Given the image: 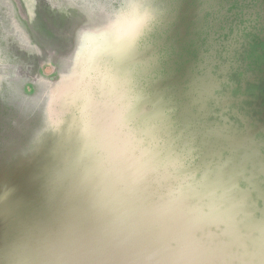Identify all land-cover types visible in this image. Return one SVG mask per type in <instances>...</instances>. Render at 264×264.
I'll use <instances>...</instances> for the list:
<instances>
[{"label":"rangeland","instance_id":"obj_1","mask_svg":"<svg viewBox=\"0 0 264 264\" xmlns=\"http://www.w3.org/2000/svg\"><path fill=\"white\" fill-rule=\"evenodd\" d=\"M165 4L0 0L6 31L0 45V264H19L14 248L27 218L65 207L66 192L57 184L76 158L64 156L88 142L117 146L145 183L132 193L166 198L174 211L184 208L187 217H174L188 228L182 229L186 237L204 245L208 260L200 264H264V107L242 109L236 93L209 98L216 88L199 77L197 61L177 65L153 52L160 42L149 37L170 20ZM23 29L32 50L15 42ZM169 32L163 29L162 38ZM133 60L149 76L143 92L129 96L130 85L125 96L114 93L94 128L75 122L71 106L83 87L116 92L123 81L127 88L122 67ZM132 101L144 105L142 113ZM110 122L115 130L107 128ZM97 129L100 134L92 132ZM86 130L90 139L83 138ZM124 180L120 191L127 192L133 184Z\"/></svg>","mask_w":264,"mask_h":264},{"label":"trees","instance_id":"obj_2","mask_svg":"<svg viewBox=\"0 0 264 264\" xmlns=\"http://www.w3.org/2000/svg\"><path fill=\"white\" fill-rule=\"evenodd\" d=\"M165 3L168 16L165 21L169 18L170 20L162 23L160 27L155 26L159 31L149 37L153 44L154 41L160 42V48L155 45L153 52L157 54L162 51L163 57L177 65L186 63V60L191 64L197 61L201 65L202 74L199 77H208L216 88L206 94L209 98L215 94L217 96V93L218 95L224 93L226 96L229 93L231 95L236 93L237 97H240L236 105L239 104L240 108L249 107L255 113L263 109L264 0H165ZM171 21L172 24H169ZM4 24L0 19L1 47L6 33L3 30ZM22 28L25 27L22 25ZM163 29L170 32L162 38ZM26 31V29L20 31L21 37L16 38L15 42L21 45L23 43L32 50L33 45L31 41L28 43ZM176 43L179 45L178 52L173 54V45ZM143 66L144 64L136 61L123 65L122 72L129 86L127 88L123 86L122 81V84L120 83L122 88L119 89L116 85V92L114 87L108 86L101 90L99 88L94 90L92 86L83 87L78 103L72 102L74 121L82 120L83 128H94L92 125L98 123L109 109L104 102L114 93L117 96H125L130 91V85H133V92L130 91L129 96L132 93L136 95V91L143 92L141 87L149 77L143 73L144 70L140 71ZM172 69L176 71L175 66ZM125 88L127 92L124 91ZM95 93L98 95L97 98ZM131 105L132 109L139 113L143 112L144 105H137L133 101ZM96 107L102 111L99 115L95 113ZM66 117L64 116L65 119ZM109 127L108 125L107 128ZM95 133L100 134V131L97 129ZM131 141L130 143L134 144L135 141ZM109 144L79 150L82 153L77 155L78 164L75 160L73 166L67 169L70 170L69 175L63 174V178L57 184L65 192H71L65 197L66 208H51L46 212L32 214L31 220L27 218L28 222L23 228L25 234L18 240L19 245L14 248L19 252L18 263L100 264L101 260L106 262L107 259H103L101 254H105L106 249L101 246V242L108 239L112 247L120 244L118 252L115 247V254H125L131 246L126 244V241L130 242L136 228L121 226L123 225L121 222L129 221L128 223L133 225L135 222H141L143 217L148 219L153 229L157 226L161 228L157 237L145 245L144 254L140 258L141 264H200L202 262L200 260H208L203 259L207 252L204 245L197 242L195 237L191 239L183 237L177 253H172L173 241L177 237L172 233L186 228H182L183 222L182 224L179 222V215L174 217V214L185 212L184 208L178 207L174 211L171 202L165 201L166 198H152L144 196L143 193H132V190L137 189V184L141 188L145 183L140 179V175H135L127 160L120 159L117 146L109 147ZM157 159L158 163L164 161L163 158ZM124 161L126 163L122 164ZM124 178L133 184V188L127 192L120 191V187L125 184ZM184 217H187V213ZM49 221L55 223L51 225ZM82 230L93 236L85 246L78 242ZM165 240L166 252L159 254L154 246L159 242L164 243ZM72 245L75 247L71 249ZM80 247L86 250L85 259L80 256L84 253ZM110 264H116V257Z\"/></svg>","mask_w":264,"mask_h":264},{"label":"water","instance_id":"obj_3","mask_svg":"<svg viewBox=\"0 0 264 264\" xmlns=\"http://www.w3.org/2000/svg\"><path fill=\"white\" fill-rule=\"evenodd\" d=\"M109 126H111V122H110ZM92 132H95V131H92ZM84 133H86V134L83 136V138L90 139L89 134H88V130L84 131ZM79 144H81V145H78L77 147H73L64 156V157L69 158L70 153H72V154L75 153V158H76L77 164H78L77 154H78L79 150H82V149L88 148V147L100 146L98 144H93L90 142L79 143ZM71 150H73V151H71ZM76 151H78V152H76ZM76 193H77V195L79 194V192H76ZM69 194H71V192H68V193L66 192L67 197ZM65 206H66V203H65ZM57 208L63 209L64 206H57ZM143 219H144V217H143ZM143 219L141 220V222H139V221L135 222L133 225H130V223H128L129 221H125V222L122 221L121 222V224H123L121 226H125V227L127 226V228L132 226L133 228H136V232H135L134 236L130 237V242H129V240L126 241V244L131 245V246H130V248H128V251L125 254H120V255L117 253L115 254V247H116V252H118L119 251L118 246L120 247V244L112 247L108 239H104L101 242V246H103L106 249L105 254H103V253H101V254L103 255V259H105V260L107 259L106 262L103 261L101 264H105V263L110 264V262L115 261V257H116V264H123L124 259L126 260L127 258H129L128 256H130V255H136V256H133L134 261H132L131 264H141L140 258L142 257V254H144L145 247L147 246V243H149L155 237H157L156 235H158L160 233L158 231H160V228H161V227L159 228V226H157L156 228L154 227V229H153V227H151V225L149 224L148 219H144V220ZM126 222H127V224H124ZM53 223H55V222H53ZM51 225H53V224H51ZM79 225H77V226H79ZM185 229H188V228H185ZM185 231L187 232V230H185ZM185 231L183 232V230L180 229L179 232L172 233V235L176 234V236H177L174 238V241H173L172 249H174V252H172V253H174V254L177 253V250L182 243L183 237L188 238L185 236L186 235ZM182 233H183V236H182ZM92 237L93 236H89L86 231L82 230L81 234L78 236V242H79V244L85 246L86 242H88V240ZM166 241L167 240H165L164 243L159 242L158 244H156L154 246V249L156 250V252H159V254H164L166 252V249H165V242ZM116 244H117V242H116ZM73 246L75 247V245H72L71 249ZM81 249L84 251V253H82V255H80V256L85 259L86 258V250L84 248H81ZM108 259L110 262L108 261ZM126 263L127 262L125 261V264ZM82 264H89V262L88 263L82 262Z\"/></svg>","mask_w":264,"mask_h":264}]
</instances>
